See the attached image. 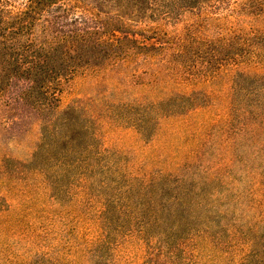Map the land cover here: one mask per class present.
<instances>
[{
	"label": "rangeland",
	"instance_id": "obj_1",
	"mask_svg": "<svg viewBox=\"0 0 264 264\" xmlns=\"http://www.w3.org/2000/svg\"><path fill=\"white\" fill-rule=\"evenodd\" d=\"M45 2L33 70L0 0V264H264V0Z\"/></svg>",
	"mask_w": 264,
	"mask_h": 264
},
{
	"label": "trees",
	"instance_id": "obj_2",
	"mask_svg": "<svg viewBox=\"0 0 264 264\" xmlns=\"http://www.w3.org/2000/svg\"><path fill=\"white\" fill-rule=\"evenodd\" d=\"M43 4L45 6L47 3L45 0H28V4L26 5L25 9L23 11L18 12L14 16V24L15 28L13 27L12 30L8 33L9 37H11L14 40V44H12L13 47L18 49L21 53V55H24L23 58H29L32 60V69L37 68V63L35 62L38 60H47V58H50L52 54H54V49L56 48V45H59V40L56 38V36H51L50 39L44 38V40L40 42H35L33 40L32 36V30L35 27V23L39 21V17L41 16V10L38 9L39 5ZM52 24L46 23L40 26V33L48 34V32H51V26ZM18 37V38H16ZM24 37H27L25 40H23ZM86 36L82 34H77L71 36V40L69 44H72L73 49L79 48V45L82 42H85ZM74 43L77 44L73 45ZM30 68V69H31Z\"/></svg>",
	"mask_w": 264,
	"mask_h": 264
}]
</instances>
